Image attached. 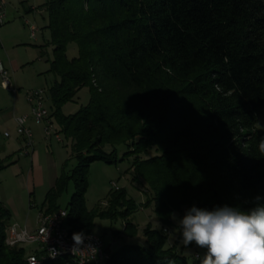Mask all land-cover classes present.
<instances>
[{
    "label": "trees",
    "instance_id": "1",
    "mask_svg": "<svg viewBox=\"0 0 264 264\" xmlns=\"http://www.w3.org/2000/svg\"><path fill=\"white\" fill-rule=\"evenodd\" d=\"M43 8L58 78L48 91L51 118L76 161L43 212L60 209L55 199L72 180L70 231L91 233L96 216L128 218L136 205L124 189L105 209L84 204L90 165L124 161L132 181L147 184L146 207L162 225L193 205L264 206V0H47ZM73 43L78 56L69 59ZM83 88L89 103L64 115ZM10 217L0 202V264H27L24 247L5 244ZM124 232L137 234L131 222ZM143 235L145 246L124 245L107 264H188L163 231L146 227Z\"/></svg>",
    "mask_w": 264,
    "mask_h": 264
},
{
    "label": "rangeland",
    "instance_id": "2",
    "mask_svg": "<svg viewBox=\"0 0 264 264\" xmlns=\"http://www.w3.org/2000/svg\"><path fill=\"white\" fill-rule=\"evenodd\" d=\"M46 1L6 0L8 24L5 28L8 42L3 56L0 57L4 68L8 70L13 83L19 90L17 95L4 91L0 78V157H3L1 162L5 166L8 165L0 170V202L9 209L10 222H17L21 226L30 225L33 229L37 226L39 213L46 207L47 194L54 188L58 179L63 175H71L76 166L72 156L71 142L63 135H61L62 141L57 139L58 126L54 118H52L50 136L44 134V126H38L30 119L28 127L32 130L34 137L30 155L22 154L26 149L24 141H22L23 147L20 150L18 148L17 140L21 137L17 134L14 121L16 118L31 114L27 94L43 91L44 103L50 110L48 91L58 80L50 72V63L54 59V46L47 28L48 13L43 8ZM31 26L38 30L35 39L31 37ZM0 34L2 36V32ZM0 51H2L1 48ZM67 55L69 59L78 56L76 44L69 45ZM15 96H21L24 101L13 114ZM90 96L89 88L81 89L73 102L66 103L62 107V113L71 115L78 112L82 106L89 103ZM257 129L264 131V104L257 122ZM6 134L9 137L5 136ZM130 167L129 161L116 165H107L103 162L90 165L86 175L87 191L84 196V204L88 212L105 209L109 206L111 194L121 189L126 192L127 199L136 205V211L126 219L96 216L91 233L99 236L110 251L114 252L124 245L145 246L146 239L143 232L146 227H150L163 231L168 239L167 246L175 245L177 252L186 258L188 264H193L197 255L203 259L206 249L197 247L195 243L187 247L182 244L179 228L180 213L175 212L172 215L171 225H162L156 218L153 206L146 207L149 188L143 181L140 183L132 181L134 173ZM113 184L117 185V189L113 187ZM74 192V183L68 180L64 190L55 199L56 207L69 209ZM14 207L19 214L17 217L13 212ZM128 222L136 227L137 234L134 237H129L124 232ZM24 247L27 248L28 253L36 249L33 245H24Z\"/></svg>",
    "mask_w": 264,
    "mask_h": 264
},
{
    "label": "built area",
    "instance_id": "3",
    "mask_svg": "<svg viewBox=\"0 0 264 264\" xmlns=\"http://www.w3.org/2000/svg\"><path fill=\"white\" fill-rule=\"evenodd\" d=\"M7 6L6 0H0V29L7 21ZM30 31L31 37L35 39L37 28L31 26ZM0 78L3 89L15 95L19 93L10 73L1 63ZM27 100L31 106L30 116L15 119L17 134L23 138L26 144V149L22 152L24 156L30 155V149L34 142L32 130L28 127L29 119L38 126H44L43 131L46 136L51 135L53 125L51 112L44 103L43 91L29 92ZM56 134L58 141H62L61 134L58 131ZM5 136L9 137L8 134ZM113 187L117 189L116 184H113ZM67 218L68 212L65 209L51 213L41 211L37 218V227L34 230L20 227L18 224L8 226L5 244L11 248L34 245L35 251L26 257L27 264H46L59 259H65L66 264H107L111 259L112 252L104 241L94 233L79 235L70 231L67 227ZM75 235L80 237L78 236L75 240ZM199 258L200 256L197 255L196 259Z\"/></svg>",
    "mask_w": 264,
    "mask_h": 264
},
{
    "label": "clouds",
    "instance_id": "4",
    "mask_svg": "<svg viewBox=\"0 0 264 264\" xmlns=\"http://www.w3.org/2000/svg\"><path fill=\"white\" fill-rule=\"evenodd\" d=\"M260 147L264 151V141ZM179 228L185 247L195 243L206 249L202 264H264V206L245 212L227 205L213 210L193 205Z\"/></svg>",
    "mask_w": 264,
    "mask_h": 264
},
{
    "label": "crops",
    "instance_id": "5",
    "mask_svg": "<svg viewBox=\"0 0 264 264\" xmlns=\"http://www.w3.org/2000/svg\"><path fill=\"white\" fill-rule=\"evenodd\" d=\"M8 24V17H7V21H6V24L0 29V33L2 32V36H1V34H0V48H1V50L2 51H0V57L1 56H3V52H4V50H5V48H6V44H7V42H8V37H7V34H6V25ZM6 27V28H5ZM2 53V54H1ZM0 63L3 65V62H1L0 61ZM4 91H7V90H5L4 89ZM9 92V91H8ZM15 95V94H14ZM17 95V94H16ZM23 101H24V99L21 97V96H15V98H14V104H13V114H15V112H17V109H18V107L20 106V105H22L23 104ZM25 113H27L26 111H25ZM15 115H13V117H14ZM30 120V119H29ZM12 121H14V119L12 120ZM15 122V121H14ZM21 139V140H20ZM20 139H18L17 140V142H19V150L23 147L22 146V144H23V139L22 138H20ZM2 158L3 157H0V162H1V160H2ZM14 210H13V212L15 213V215H16V217L19 215L18 214V212L16 211V209H15V207L13 208ZM11 224H18L20 227H26L27 229H30V230H34L33 228H31V226L30 225H27V226H21L19 223H17V222H14V223H12V222H10V225ZM34 246V245H33ZM24 247V246H23ZM25 248V247H24ZM25 249H27V248H25ZM32 253V252H31ZM31 253H28L27 254V256L29 255V254H31Z\"/></svg>",
    "mask_w": 264,
    "mask_h": 264
}]
</instances>
